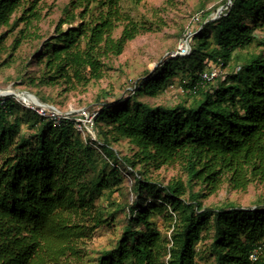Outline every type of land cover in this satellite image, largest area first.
<instances>
[{"label":"trees","instance_id":"trees-1","mask_svg":"<svg viewBox=\"0 0 264 264\" xmlns=\"http://www.w3.org/2000/svg\"><path fill=\"white\" fill-rule=\"evenodd\" d=\"M22 1L0 0V30L10 26ZM37 1L31 0L24 11L29 17L14 20V26L35 16ZM230 1L217 20L202 24L188 56L168 59L145 83L131 87L125 100L99 108L94 127L102 134V146L85 142L71 122L54 127L27 109L31 116L19 117L20 105L6 100L0 107V264H84L82 247L126 209L130 220L120 238L89 264H264V208H206L201 201L215 194L226 177L232 191L264 183V0ZM68 8L88 19L59 31L39 60L53 78L65 76L69 68H88L98 80L97 59L119 56L135 26L122 13L120 0H72ZM124 21L130 24L114 39ZM2 40L0 35V53ZM252 43L258 53L232 55ZM218 59L225 66L235 59V67L223 81L189 95L190 104L151 106L136 100L157 97L178 73L187 74L184 88H191L205 63ZM25 123L32 134L21 135ZM120 139L136 148L132 157H118L111 142ZM177 162L186 180L166 186L135 171L136 165L157 170ZM123 173L133 177L136 199L107 213L95 201ZM192 182L206 193H194ZM154 216L162 217L168 235L156 228Z\"/></svg>","mask_w":264,"mask_h":264},{"label":"rangeland","instance_id":"rangeland-1","mask_svg":"<svg viewBox=\"0 0 264 264\" xmlns=\"http://www.w3.org/2000/svg\"><path fill=\"white\" fill-rule=\"evenodd\" d=\"M71 1L38 0L33 10L35 16L28 18L26 22H17L14 26V20L17 21L24 16L27 18L30 15L29 12L24 13V11L30 8L31 0L21 2L19 10L10 21V26L0 30V35L3 36L0 53V89L12 87L31 93L46 105L55 106L62 112L72 110L75 119H79L84 113L97 111L101 106L110 107L125 100L130 94L131 87L135 88L137 84L145 83L163 63L170 59V55L175 53L183 40L191 37L192 45V38L200 34L202 24L217 20L231 2L230 0H120L122 13L132 21L136 30L133 39L125 44L123 52L117 57L107 55L97 59L100 63L98 80L91 78L88 68H69L65 76L53 78L51 77L54 76L53 72L48 70L43 60H39L44 46L52 41L59 31L65 32L70 28H77L88 19L87 17L81 19L78 16L79 10L73 12L68 8ZM72 15L76 17L69 22ZM128 23L130 24L129 21L119 23L113 33L114 39L120 37ZM17 41L19 45L14 51ZM258 51L256 43H252L235 50L232 55L245 57ZM234 67L235 59L229 62L226 73ZM49 78L53 80L50 81ZM188 81L186 73H178L157 97L139 95L136 100L151 106H176L183 102L188 105L193 99L185 93L184 86ZM18 107L19 117L31 116V113L23 110L24 108ZM90 129L94 133V138L101 137L102 134L96 127ZM32 133L33 130L29 129L27 123L21 125V135ZM86 140L92 142L90 138ZM111 146L119 154L118 157L130 158L136 152V148L125 139L111 142ZM135 171L145 172L144 176L147 179L162 186L176 179L186 180L179 162L162 166L157 170L154 167L144 169L143 165H136ZM133 185V177L123 173L121 180L111 187L109 191L111 193L106 192L103 197L96 199L95 205L104 208L107 213L115 211L118 205L123 209L131 206L136 199L135 193L131 191ZM191 185L194 193H206L205 187L200 183L192 182ZM201 201L206 208H226L231 205L241 209L264 208V183L254 181L244 192L232 191L229 189L226 177L215 194ZM129 220L128 209L124 212L118 210L109 227L96 230L92 239L82 247L85 253L83 263L89 264V261L96 257L97 252L112 248ZM151 221L161 233H167V224L162 217L154 216Z\"/></svg>","mask_w":264,"mask_h":264},{"label":"built area","instance_id":"built-area-1","mask_svg":"<svg viewBox=\"0 0 264 264\" xmlns=\"http://www.w3.org/2000/svg\"><path fill=\"white\" fill-rule=\"evenodd\" d=\"M228 7L229 6H226L225 10ZM190 38L191 37H189V39L183 40L177 47L175 53L171 54L169 58L173 59L176 57L188 56L191 52V39ZM226 69H227V66H225L224 62L220 59H218L217 61H207L202 71L198 74V80L196 84L192 86L191 88L186 89L185 93L188 95H196L200 88L205 87L206 85H209V84L216 83L217 81H223L227 75L225 71ZM8 98L13 99L22 108L32 111L36 113L40 118L51 122L54 127H60L65 122H71L74 129L82 136L85 142L87 138H90L92 142L96 143L98 146L103 145L98 141V139L94 138V133L90 129L94 126V119L99 114V110L93 111L87 114L84 113L80 115L79 119H75L74 118L75 113L72 110L62 112L59 109L55 108L54 106H51L53 110H49L27 99H22L15 95H10V94L0 96V107L1 108L6 107V100ZM90 144H91V141H90ZM258 252L259 250H255L251 253L250 255L251 261L256 260Z\"/></svg>","mask_w":264,"mask_h":264},{"label":"water","instance_id":"water-1","mask_svg":"<svg viewBox=\"0 0 264 264\" xmlns=\"http://www.w3.org/2000/svg\"><path fill=\"white\" fill-rule=\"evenodd\" d=\"M1 90L7 91V92L9 91V93H7V95L10 94V95H15V96L22 98V99H30L32 102L34 101V103L37 105H41V106H43L49 110H53L51 106L41 103L40 100L35 95H33L31 93L24 92V91H21L19 89H14L12 87H7V88L1 89Z\"/></svg>","mask_w":264,"mask_h":264},{"label":"bare ground","instance_id":"bare-ground-1","mask_svg":"<svg viewBox=\"0 0 264 264\" xmlns=\"http://www.w3.org/2000/svg\"><path fill=\"white\" fill-rule=\"evenodd\" d=\"M7 93H9V91L7 92V91H3V90H1L0 89V96L1 95H6ZM27 100H30V99H27ZM31 101V100H30ZM32 102V101H31ZM34 102V101H33Z\"/></svg>","mask_w":264,"mask_h":264}]
</instances>
